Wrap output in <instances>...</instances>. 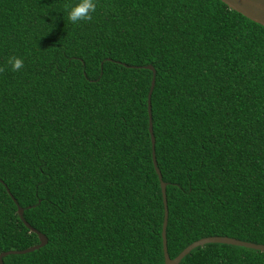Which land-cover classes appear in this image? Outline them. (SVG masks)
<instances>
[{
	"label": "trees",
	"instance_id": "16d2710c",
	"mask_svg": "<svg viewBox=\"0 0 264 264\" xmlns=\"http://www.w3.org/2000/svg\"><path fill=\"white\" fill-rule=\"evenodd\" d=\"M0 0L1 264H163L264 245V28L218 0ZM24 61L11 71L9 57ZM177 264H264L222 243Z\"/></svg>",
	"mask_w": 264,
	"mask_h": 264
},
{
	"label": "water",
	"instance_id": "95a60500",
	"mask_svg": "<svg viewBox=\"0 0 264 264\" xmlns=\"http://www.w3.org/2000/svg\"><path fill=\"white\" fill-rule=\"evenodd\" d=\"M224 6H226L229 10L239 14L240 16L244 17L245 19L258 24L259 26L264 28V0H218ZM144 69L150 70L151 78L149 81V86L146 93V118H147V133L149 137V144H150V160L151 166L153 168L154 174L156 176L160 194V200L162 205V214H161V224H160V245H161V256H162V263L163 264H177L179 260L185 256L191 249L197 246H202L206 243H222L228 244L232 246H238L243 248H248L252 250H257L259 252H264V245L262 244H254L251 242H245L241 240H237L230 237L225 236H206L199 239H196L186 246H184L174 257L168 258L166 251H165V238H164V227L166 221V206H165V198H164V183L160 180L159 171L155 166V160L153 155V136L151 133V126H150V111H149V96L153 85V70L151 66L145 65L141 66ZM21 208L16 206V215L22 224L32 233L36 235L37 243L26 247L21 250H6L0 252V264L1 258L5 255L9 254H23L30 252L32 250L38 249L43 246L46 242L45 237L40 234L39 232L35 231L34 229L30 228L22 219L21 216Z\"/></svg>",
	"mask_w": 264,
	"mask_h": 264
},
{
	"label": "clouds",
	"instance_id": "9594fccd",
	"mask_svg": "<svg viewBox=\"0 0 264 264\" xmlns=\"http://www.w3.org/2000/svg\"><path fill=\"white\" fill-rule=\"evenodd\" d=\"M67 19L73 24L79 22H90L93 19V13L96 11V3L94 0H79L75 5H66ZM7 64L10 65L11 71L17 72L24 67L23 59L12 56L7 59ZM4 67H0V72H3Z\"/></svg>",
	"mask_w": 264,
	"mask_h": 264
}]
</instances>
